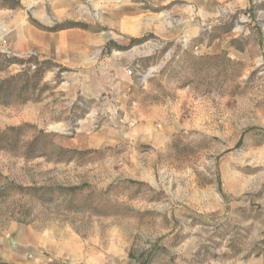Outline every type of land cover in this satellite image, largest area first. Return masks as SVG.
Instances as JSON below:
<instances>
[{
    "label": "rangeland",
    "instance_id": "374dc122",
    "mask_svg": "<svg viewBox=\"0 0 264 264\" xmlns=\"http://www.w3.org/2000/svg\"><path fill=\"white\" fill-rule=\"evenodd\" d=\"M118 3L150 30L105 25L111 0H0L46 32L109 36L82 67L0 47L23 61L0 58V81L25 71L0 95V264H264V0L176 38L157 0Z\"/></svg>",
    "mask_w": 264,
    "mask_h": 264
},
{
    "label": "crops",
    "instance_id": "0c3cea01",
    "mask_svg": "<svg viewBox=\"0 0 264 264\" xmlns=\"http://www.w3.org/2000/svg\"><path fill=\"white\" fill-rule=\"evenodd\" d=\"M118 1L111 0L105 25L129 37H142L151 28L149 12L136 6L133 9V5ZM157 1L160 6L167 7L156 25L167 38L178 37L181 27L192 23L194 14H200L204 20L210 21L230 9V0H185L183 5H177L178 0ZM99 6L102 11L105 10L102 3ZM58 7L63 5L58 2L53 5V9L64 13ZM108 40V35L95 36L78 29L46 32L32 26L20 13L0 11V47L5 53L36 54L62 65L82 67L99 60Z\"/></svg>",
    "mask_w": 264,
    "mask_h": 264
},
{
    "label": "trees",
    "instance_id": "16d2710c",
    "mask_svg": "<svg viewBox=\"0 0 264 264\" xmlns=\"http://www.w3.org/2000/svg\"><path fill=\"white\" fill-rule=\"evenodd\" d=\"M74 28L87 29V26H82L81 24H70V25L65 26V27H57L54 30H52V32H59V31L74 29ZM142 41L143 40L132 39L131 44L140 43ZM0 58L5 59V62L3 64H4V67H6V68H8L14 64H18V65L23 64V61L18 60V59H7L6 60L7 56L4 54H0ZM33 58L34 57H32L31 59H33ZM24 74H25V71H23L20 74H17L15 76H11L7 79L0 81V95H2V94L14 95L15 91H17V89L19 87V84L21 83L22 76H24ZM30 87H31L30 82H26L25 86L18 90V92L20 91L19 96L23 97L26 93L25 91L28 90ZM31 100H32L31 97L25 98L23 100V103L31 101ZM62 151L69 154V155L81 153L80 151L69 150V149H62ZM80 190H81L80 188H69V191H72V192H76V191H80Z\"/></svg>",
    "mask_w": 264,
    "mask_h": 264
}]
</instances>
